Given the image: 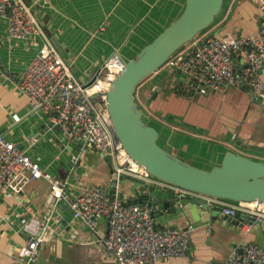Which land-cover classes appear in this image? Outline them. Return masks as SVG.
I'll list each match as a JSON object with an SVG mask.
<instances>
[{
  "label": "crops",
  "instance_id": "obj_1",
  "mask_svg": "<svg viewBox=\"0 0 264 264\" xmlns=\"http://www.w3.org/2000/svg\"><path fill=\"white\" fill-rule=\"evenodd\" d=\"M23 1L26 4L34 2L31 5L32 11L48 38L53 31L57 35V41L65 45L59 54L82 83L91 80L99 66L115 49L124 61L134 58L143 47L139 48L146 41V36L153 37L155 20L159 19V15L162 13V16L166 15L168 18L174 8L182 6L181 0H168L167 3L170 4L164 8L165 11L157 12L152 10L157 0ZM140 20H143L140 25L133 26ZM102 22H105L104 28L99 30ZM259 22V11L250 0H224L222 10L210 29L217 36L229 34L245 37L257 33ZM143 23L146 25L143 26ZM129 36L131 39L127 41ZM34 51V43L8 38L6 19L0 18V61L6 71V74L0 71V134L18 148L21 146L20 149L37 157L53 174L65 177L70 167L73 145L63 140L60 134L53 137L48 134L40 135L37 128L50 122L48 114L42 111L31 112L27 99L16 89L23 69L33 57ZM169 72L168 66H163L146 78L135 91V97L148 106L152 114L151 117L147 116V120L143 119L157 130L158 143L162 148L199 169L210 170L218 166L230 147L227 148L224 142L216 140L217 137L211 134V130L215 129V113L213 109L206 108V105L204 108L202 106L214 101L225 104L223 119L218 123L219 136L221 133H228L260 139L261 154L264 155V96L259 101L260 106H249L250 95L239 90H230L224 95L192 96L179 89L180 91L173 92L162 91L154 97L153 93L160 91L157 84ZM261 79L264 82V68ZM170 87V84L164 85L163 89ZM200 99L204 101L197 106L193 105L195 100L200 102ZM181 108L188 113L183 112L184 115H181ZM196 110H199L197 113L204 114V125L200 120L196 121ZM12 114L19 117L18 122L12 120ZM169 116L173 119H169ZM161 118H166L168 123L161 122ZM175 120L182 123L178 124ZM30 135L32 138H29ZM43 137L56 140V143L41 141ZM250 158L258 159L257 156ZM109 172L110 163L95 151H89L81 158L69 181L71 184H93L108 190L111 179ZM47 190V185L37 180L16 196L0 197V264H15L12 257L14 249L25 239V234L19 230L20 219L44 211ZM116 192L122 196L119 189ZM68 195H72L70 187ZM124 199L127 201L126 197ZM57 211L51 222L54 233L39 247L35 264H117L98 242L107 231L103 219L98 221L96 232H93L79 221L71 219L66 204H61ZM193 212L190 222L186 219L168 220L167 216L154 217L160 227L188 228L190 234L187 257H173L157 264H224L233 251L240 250L247 244L264 247V222L261 228L252 223L246 232L245 225L238 229L219 216L214 221L207 220L209 217H206L207 214L201 208L194 207Z\"/></svg>",
  "mask_w": 264,
  "mask_h": 264
},
{
  "label": "built area",
  "instance_id": "obj_2",
  "mask_svg": "<svg viewBox=\"0 0 264 264\" xmlns=\"http://www.w3.org/2000/svg\"><path fill=\"white\" fill-rule=\"evenodd\" d=\"M250 1L256 5L260 15L255 35L217 36L210 29L211 25L178 50L170 62H166L164 66H168L169 75L178 70L190 82V88L189 83L184 87L185 93L190 94L194 90L190 95H224L230 90H239L250 95L249 106H260L259 101L264 96L261 79L264 68V0ZM32 4L23 0H0V18L6 19L8 38L35 45L33 57L23 69L16 89L27 99L31 112H45L53 125L61 127L67 134L63 140L72 144L74 149L65 177H59L37 157L0 134V197L16 196L37 180L43 181L48 188L44 211L20 219L19 230L25 234V239L14 249V263L35 264L39 247L54 233L51 222L63 203L68 207L71 219L79 221L90 231L96 232L100 219L106 222L107 231L98 242L117 264H157L173 257H187L188 228L160 227L154 220V208L146 203L128 204L117 192L112 197L97 185L70 183L81 158L87 152L95 151L102 158H110L117 175L152 184L173 196L190 195L150 176L114 141L105 108L107 92L123 67L118 50L108 55L94 78L92 76L88 83H81L50 43L32 11ZM104 24L99 25V30L104 28ZM178 77L174 74L172 80ZM135 100L142 113L151 114L136 97ZM11 118L19 121L16 114ZM160 121L168 123L165 118ZM69 187L71 196L68 195ZM202 200H206L210 209L217 206L223 215H238L264 222V202H232L210 197H202ZM251 225H245L246 232ZM224 264H264V247L247 244L233 251Z\"/></svg>",
  "mask_w": 264,
  "mask_h": 264
},
{
  "label": "water",
  "instance_id": "obj_3",
  "mask_svg": "<svg viewBox=\"0 0 264 264\" xmlns=\"http://www.w3.org/2000/svg\"><path fill=\"white\" fill-rule=\"evenodd\" d=\"M223 4L224 0H185L184 8L177 18L150 43L144 45L134 58L123 60V67L107 92L105 111L109 115L114 141L119 143L128 156L150 176L185 190L190 195L173 196L157 186L117 175L109 157H104L110 163L111 176L110 187L106 191L113 197L119 189L122 197L127 198L128 204L146 203L152 206L155 218L167 216L168 220L186 219L190 222L195 207L201 208L210 221L219 216L224 222L238 229L249 223L261 228L262 222L255 218L223 215L217 206L210 209L206 205V200H202V197H210L232 202H264V155L261 154L260 139H249L233 134L235 147L224 154L220 164L210 170L199 169L159 145L157 130L145 123L143 113L135 102L136 88L146 78L160 70L178 50L208 29L221 12ZM49 40L58 52L64 50L65 45L57 41V35L53 31ZM0 71H4L1 61ZM4 73L6 74V71ZM174 74L179 77L172 80ZM95 76L94 73L93 78ZM79 81L82 83L81 79ZM187 83L190 88V82L185 75L176 70L157 84L160 91L153 95L156 97L165 91L163 86L169 84L172 87L167 91L181 89L183 91ZM193 92L194 90L191 91ZM168 118L173 119L172 116ZM175 121L178 124L182 123L179 120ZM37 131L41 135L48 133L49 137L61 134L64 139L67 138L61 127L51 122L40 125ZM32 135L29 138H32ZM41 141L45 142L47 139L43 137ZM49 141L51 144L56 143ZM251 156H257L258 159L250 158Z\"/></svg>",
  "mask_w": 264,
  "mask_h": 264
},
{
  "label": "rangeland",
  "instance_id": "obj_4",
  "mask_svg": "<svg viewBox=\"0 0 264 264\" xmlns=\"http://www.w3.org/2000/svg\"><path fill=\"white\" fill-rule=\"evenodd\" d=\"M167 1L168 0H157V2L156 3H154L153 4V8L152 7H149V5H145V6H148V8H152V10H155V11H160L161 12V10L164 12L165 10H164V8H167V6L170 4V2H171V0H169L170 2H168L167 3ZM181 2H182V6H181V8H177L179 11H177V9L176 8H174V11L171 13V15H170V17H168L167 18V16L166 15H164V16H162V13H161V15H159V19H156L155 20V31L153 32V37L152 38H150V37H147L146 36V41L145 42H142L141 44H140V46H139V48H141L142 46H144V45H146V44H148V43H150L152 40H153V38L155 37V35H157V34H159L164 28H166V26L169 24V23H171V21L173 20V19H175V18H177L179 15H180V13L182 12V10H183V8H184V3H185V0H181ZM150 17H151V13H150ZM166 17V18H165ZM165 20V21H164ZM143 22V20H140L138 23L137 22H135L134 24H133V26H138V25H140L141 23ZM165 23V24H164ZM167 23V24H166ZM143 26H145L146 24H142ZM135 31H136V29H135ZM134 30L132 31V33H134L135 32ZM200 34V33H199ZM198 34V35H199ZM134 37V36H133ZM198 37V36H197ZM99 38V37H98ZM130 39H131V37L129 36L128 37V40L127 41H130ZM138 48V49H139ZM139 53V52H138ZM105 54H107V52H105ZM133 57H135V55L133 56ZM172 59V56L167 60V62L169 61L170 62V60ZM163 68V67H162ZM166 78V77H165ZM165 78H162V79H165ZM136 91V90H135ZM165 91H167V90H165ZM134 96H135V92H134ZM136 101V100H135ZM198 100H195L194 101V103H193V105H195V106H197L198 105V103H201L202 101H204V100H201L200 99V102H197ZM169 103H170V101H168ZM249 104V103H248ZM141 105L142 106H144V107H146L147 109H148V106H145L143 103H141ZM141 105H140V108H142L141 107ZM206 105V108H209V109H213V111H214V113H215V120H214V122H215V129L214 130H211V132H208V133H211V134H213V136H215V137H217V139L216 140H218V141H222V142H224V144L226 145V146H228L229 144L230 145H234V142H233V140H232V138H233V134H228V133H226V134H224V133H221L222 135L221 136H219V129H220V127H219V125H218V123L223 119L222 118V113H223V109H224V105L225 104H222V103H218V102H214V101H210V102H207L206 104H204L203 106H202V108H204V106ZM247 107H249L248 105H246ZM149 110V109H148ZM199 110H196V111H194V114H196L197 116H195L196 118V121L198 122V120H200V123L202 124L203 123V125H204V118L202 117L204 114L203 113H197ZM180 112H181V115H184L183 114V112L184 113H188V112H186V109H182L181 108V110H180ZM171 115V114H170ZM221 115V116H220ZM147 116L148 117H151V114L150 115H148V113H143V118L144 119H146L147 118ZM166 119V118H165ZM147 120V119H146ZM166 121H167V119H166ZM198 125H200V124H198ZM214 128V127H213ZM210 134V135H211ZM210 138V137H209ZM228 148V147H227ZM253 155H255V154H253Z\"/></svg>",
  "mask_w": 264,
  "mask_h": 264
},
{
  "label": "bare ground",
  "instance_id": "obj_5",
  "mask_svg": "<svg viewBox=\"0 0 264 264\" xmlns=\"http://www.w3.org/2000/svg\"><path fill=\"white\" fill-rule=\"evenodd\" d=\"M155 74V73H154ZM153 75V74H152Z\"/></svg>",
  "mask_w": 264,
  "mask_h": 264
},
{
  "label": "clouds",
  "instance_id": "obj_6",
  "mask_svg": "<svg viewBox=\"0 0 264 264\" xmlns=\"http://www.w3.org/2000/svg\"><path fill=\"white\" fill-rule=\"evenodd\" d=\"M229 148V147H228ZM230 149V148H229Z\"/></svg>",
  "mask_w": 264,
  "mask_h": 264
}]
</instances>
